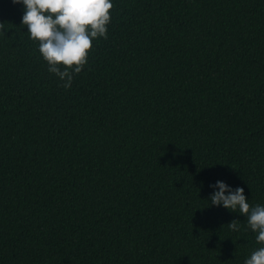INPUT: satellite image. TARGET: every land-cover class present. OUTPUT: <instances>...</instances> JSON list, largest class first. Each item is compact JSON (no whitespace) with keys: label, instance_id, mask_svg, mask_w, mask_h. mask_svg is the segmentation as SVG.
Instances as JSON below:
<instances>
[{"label":"trees","instance_id":"obj_1","mask_svg":"<svg viewBox=\"0 0 264 264\" xmlns=\"http://www.w3.org/2000/svg\"><path fill=\"white\" fill-rule=\"evenodd\" d=\"M112 3L65 89L0 0V264H244L209 197L264 205V0Z\"/></svg>","mask_w":264,"mask_h":264},{"label":"clouds","instance_id":"obj_2","mask_svg":"<svg viewBox=\"0 0 264 264\" xmlns=\"http://www.w3.org/2000/svg\"><path fill=\"white\" fill-rule=\"evenodd\" d=\"M12 3H22L21 24L38 43L48 71L63 82L61 87L70 88L73 75L80 73L88 62L93 41L108 38L112 0H12ZM4 29V23L0 22V31ZM210 186L216 189L209 197L211 205L239 212L246 217L247 227L256 233L255 240L260 246L244 264H264V205H250L243 187L233 189L222 180ZM228 226L233 231L239 230L236 219Z\"/></svg>","mask_w":264,"mask_h":264}]
</instances>
